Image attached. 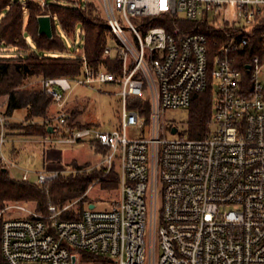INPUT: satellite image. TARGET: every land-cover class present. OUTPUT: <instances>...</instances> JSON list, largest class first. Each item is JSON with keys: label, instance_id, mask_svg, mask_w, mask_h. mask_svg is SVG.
Here are the masks:
<instances>
[{"label": "built area", "instance_id": "obj_1", "mask_svg": "<svg viewBox=\"0 0 264 264\" xmlns=\"http://www.w3.org/2000/svg\"><path fill=\"white\" fill-rule=\"evenodd\" d=\"M97 2L113 41L104 57L118 68L85 61L74 78H42L60 104L44 120L55 130L43 138L100 146L95 166L117 169L120 196L104 210L89 202L78 219L61 217L71 203L26 216L0 211L5 260L83 264L87 253L110 264H264V0ZM187 22L222 37L210 40ZM109 82L121 88L118 127L70 126L74 86ZM209 84L216 86L214 130L191 138L174 123L167 127L166 111L189 108ZM7 119L0 107V168L10 170L17 164L5 148ZM61 173L39 170L31 180L24 169L21 179L43 185Z\"/></svg>", "mask_w": 264, "mask_h": 264}, {"label": "trees", "instance_id": "obj_2", "mask_svg": "<svg viewBox=\"0 0 264 264\" xmlns=\"http://www.w3.org/2000/svg\"><path fill=\"white\" fill-rule=\"evenodd\" d=\"M42 6L41 2L30 0L26 4V11L23 6L12 0H0V14L5 10L6 13L0 19V48H16L23 50L26 55H0V96H6L7 102L4 114L8 117L6 121L7 135L10 134L11 127L16 128L17 124L10 122L16 110L25 109V122L17 126L24 136L50 135L48 126L44 120L50 115L49 106L53 103L40 83H31L36 78L50 76H66L74 78L81 74L85 61L94 67H99L105 63L107 69L116 71L118 61L104 57V47L108 42L110 28L100 5L96 0H86L76 6H63L58 3ZM27 12V13H26ZM42 14L52 16L53 37L49 38L45 34L38 33V17ZM55 19L61 25L66 35L75 33L79 25L84 35V45L82 55L70 57L57 55L65 50L63 38L56 30ZM185 27L191 30L206 32L210 40L222 37L214 30H207L203 27H195L193 23H185ZM28 38L40 51L51 52L52 55H45L32 50ZM212 85L202 92L196 93L192 97L189 107V118L187 121V131L191 138H201L210 132L212 120L211 108L213 107ZM138 101H134L136 103ZM67 110H69L66 104ZM70 126L100 125V122L81 123L76 121V115L80 110L74 106L70 110ZM144 113L149 116L148 104ZM34 121V122H33ZM28 122V123H27ZM96 151H103L100 146ZM78 172L74 176L63 174L43 185H38L33 181L23 180L11 175L10 170L4 171L0 168V208L6 202H34L37 210L47 212L48 205L54 204L64 206L66 201L80 199L77 209L72 207L64 211L61 215L63 219H78L82 211L87 208L91 200H84L89 185L98 179L102 188L114 189L119 187V172L112 169L106 173L105 168L100 172L106 173L100 176V172L92 170L84 172L83 166H76ZM83 200V203L81 201ZM62 205V206H61ZM3 217H0V238ZM108 263L106 260H99L90 254L82 255V263L86 262ZM0 264H8L5 260L0 242Z\"/></svg>", "mask_w": 264, "mask_h": 264}, {"label": "rangeland", "instance_id": "obj_3", "mask_svg": "<svg viewBox=\"0 0 264 264\" xmlns=\"http://www.w3.org/2000/svg\"><path fill=\"white\" fill-rule=\"evenodd\" d=\"M19 2L26 11V4L30 0H12ZM38 1V0H35ZM40 1V0H39ZM49 4L58 3L63 6H76L78 3H83L86 0H45ZM98 0H96L97 2ZM98 3V2H97ZM99 4V3H98ZM6 11L4 10L0 14V19L4 16ZM27 13V12H26ZM136 18H132L134 21ZM209 20L215 22V16L211 12ZM219 22V21H217ZM221 24V21L219 22ZM55 25L57 32L63 38L65 50L59 52V55L79 57L82 55L83 45H84V35L82 33V26L79 25L72 35H66L57 21L55 19ZM28 42L32 48L39 52L38 48L33 43L31 38H28ZM109 44H112V40H108ZM39 53L45 55H52L48 51H40ZM0 55H26L23 50H17L16 48H0ZM41 78H36L31 81L32 83H40ZM120 86L114 83H95L92 87L86 86H74L71 93L68 94L67 106L69 110L76 106L80 112L76 115L75 120L81 123L88 122H100V125L105 130H112L118 127L119 119L122 108V101L119 95ZM212 98L216 97V86L212 89ZM7 102L6 96H0V107L4 112ZM60 107V104H50L49 113L52 114ZM25 109L16 110L12 117H10V122L17 124L16 128L11 127L10 134L7 136L6 151L9 157L17 164V166L10 169L12 176L21 178L24 169L30 170V179L35 180L37 178L36 171L39 170H59L64 176H74L78 172L76 166H83L82 170L84 172H91L96 169L100 172L101 169H97L95 166L100 158V155L90 147L88 143L80 142L77 144H61V143H51L45 141L43 137L40 136H24L20 133L17 126H21L25 122ZM213 115V110L211 108V116ZM189 118V108H182L176 110L166 111V121L168 122L167 127L171 123H174L181 131L189 136L187 131V121ZM34 122V121H33ZM28 123V122H27ZM26 124V122H25ZM215 124L211 122L210 130H214ZM174 129V128H173ZM172 129V132H173ZM174 133V132H173ZM170 133L169 137H176L182 132L176 134ZM129 136H134L135 132L129 130ZM102 174H106L105 172ZM100 172V176L102 175ZM120 196V188L108 189L102 188L98 179H95L89 185L83 199L91 200L96 205V209L104 210L109 209L114 200ZM80 199H73L72 201H66L63 205L72 204V208L77 209L79 207L78 203ZM83 203V200L81 201ZM24 206L27 211H20L16 206ZM62 206V205H61ZM88 206V204H87ZM5 210L3 213L4 217L13 216H26L28 211H38L36 203L34 202H6L0 211ZM84 264H97L94 262H86ZM104 264V263H99ZM110 264V263H105Z\"/></svg>", "mask_w": 264, "mask_h": 264}, {"label": "water", "instance_id": "obj_4", "mask_svg": "<svg viewBox=\"0 0 264 264\" xmlns=\"http://www.w3.org/2000/svg\"><path fill=\"white\" fill-rule=\"evenodd\" d=\"M38 33L45 34L49 38L53 37V27H52V17L49 14H42L38 17ZM55 128L53 126H48V131L53 133ZM173 132H176V128L173 129ZM7 168H4V171H7ZM90 208H94L95 204L92 203L89 205ZM75 261V257H73V262Z\"/></svg>", "mask_w": 264, "mask_h": 264}]
</instances>
